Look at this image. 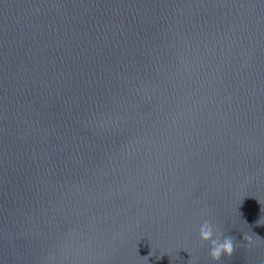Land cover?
<instances>
[{"label": "water", "instance_id": "1", "mask_svg": "<svg viewBox=\"0 0 264 264\" xmlns=\"http://www.w3.org/2000/svg\"><path fill=\"white\" fill-rule=\"evenodd\" d=\"M0 264H264V0H0Z\"/></svg>", "mask_w": 264, "mask_h": 264}, {"label": "clouds", "instance_id": "2", "mask_svg": "<svg viewBox=\"0 0 264 264\" xmlns=\"http://www.w3.org/2000/svg\"><path fill=\"white\" fill-rule=\"evenodd\" d=\"M199 236L202 241L210 242L209 255L214 261H219L222 256L231 257L233 254V237L227 236L221 240L220 237L217 236L213 239L214 228L207 220L201 224L199 228ZM243 239L247 240L249 243L251 242L250 238L247 236H244ZM149 255H151V252Z\"/></svg>", "mask_w": 264, "mask_h": 264}]
</instances>
